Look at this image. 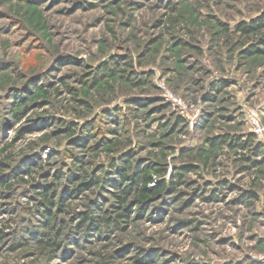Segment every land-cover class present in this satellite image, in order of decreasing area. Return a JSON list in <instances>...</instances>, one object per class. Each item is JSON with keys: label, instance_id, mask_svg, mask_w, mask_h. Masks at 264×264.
<instances>
[{"label": "rangeland", "instance_id": "1", "mask_svg": "<svg viewBox=\"0 0 264 264\" xmlns=\"http://www.w3.org/2000/svg\"><path fill=\"white\" fill-rule=\"evenodd\" d=\"M260 15L264 0H0V264H264V164L207 143L228 133L264 144V54L244 56L255 39L235 29ZM102 62L112 76L77 81ZM116 106L127 125L100 117ZM95 118L96 139L126 132L135 165L165 162L166 179L175 166L196 170L101 234L74 229L86 199H68L56 236L38 174L13 177L56 152L45 168L60 197L52 172L71 162L66 150L84 155L66 125ZM85 154L101 176L106 153Z\"/></svg>", "mask_w": 264, "mask_h": 264}, {"label": "trees", "instance_id": "2", "mask_svg": "<svg viewBox=\"0 0 264 264\" xmlns=\"http://www.w3.org/2000/svg\"><path fill=\"white\" fill-rule=\"evenodd\" d=\"M235 29L242 36L254 37L255 39L242 52L244 56L264 54V15L257 16L249 22H240ZM111 60L118 63L114 57ZM113 73L112 62H102L93 71H90L87 77H78L77 81L91 87L100 80L112 76ZM33 85L39 86L38 83ZM73 99L77 105H83L84 107L88 105L81 98L73 97ZM120 110L116 106L111 110H103L99 115L104 119H109L111 123L116 125L120 121L123 125H127L128 119ZM13 115L18 118L20 114L14 112ZM95 120L96 118L86 120L77 129L73 127L75 126L73 122H69L65 130L72 136L69 142L72 148H79L80 151L84 152V155L87 152L93 158L94 155H99L101 152L106 153L108 160L105 165H107V168L101 176L96 175V171L93 172L87 169V166H93L91 159L87 160L83 154H74L71 150H66L63 154L70 157L71 162L59 165L58 170L52 172V176L54 182L59 183L60 188L63 185L62 193L65 192L67 196L62 197L61 193L58 197L56 190L59 187L54 186L52 181L47 180L48 174L45 165H51L49 160L52 159L54 154H57L56 152H50L48 157L40 163L33 160L30 165H24L20 171L22 175L17 177L18 173H15L13 177L18 181L26 182V177L35 179L34 177L38 174L40 181L43 182L40 184L41 188L34 190V192L40 196V204L43 207L40 213L44 216L46 224L50 227L53 226L56 236L60 235L63 226L62 224L57 225L55 214L63 211L68 199L75 200L83 197L86 199L85 211L76 213L77 221L74 224V229L99 233L100 227L114 229L118 223H126L134 207L142 215L151 202L157 200L165 192L176 191L180 185L184 184L187 173L196 170V167L192 165L175 166L168 179H166L167 164L165 162L148 161L147 163H141V165H135L132 158V149L124 151V148L130 144V137L127 135H125V142L121 140L122 134H126V132L124 133V130L119 132L116 128L114 130L117 133L115 137L102 136L103 138L96 139V132L93 128ZM180 122H182V119L177 117L173 126ZM23 133L21 131L19 135H23ZM242 137L226 133L215 138H208L207 143L211 147L226 145L232 150L241 151L244 153L241 158L248 162L249 168L264 164V144L259 141L254 142L253 134ZM91 139H95L94 143L88 144ZM256 157L260 158L256 159ZM38 169L40 171L37 173ZM48 169V172H50L53 168L49 166ZM1 182L6 181L2 180ZM103 191L109 195V198H104V201L101 200ZM107 203L110 204V207L107 206ZM55 206L59 209L58 211L54 210ZM46 244L54 248L59 245V241L50 239L47 240Z\"/></svg>", "mask_w": 264, "mask_h": 264}, {"label": "built area", "instance_id": "3", "mask_svg": "<svg viewBox=\"0 0 264 264\" xmlns=\"http://www.w3.org/2000/svg\"><path fill=\"white\" fill-rule=\"evenodd\" d=\"M256 133L260 134L262 133V128H260L259 126H256Z\"/></svg>", "mask_w": 264, "mask_h": 264}]
</instances>
